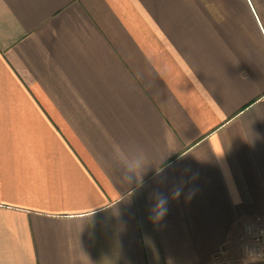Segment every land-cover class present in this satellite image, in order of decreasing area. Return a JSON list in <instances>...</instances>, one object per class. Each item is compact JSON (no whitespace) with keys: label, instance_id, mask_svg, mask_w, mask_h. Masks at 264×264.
Instances as JSON below:
<instances>
[{"label":"crops","instance_id":"crops-1","mask_svg":"<svg viewBox=\"0 0 264 264\" xmlns=\"http://www.w3.org/2000/svg\"><path fill=\"white\" fill-rule=\"evenodd\" d=\"M256 219L264 0H0V264H264Z\"/></svg>","mask_w":264,"mask_h":264},{"label":"built area","instance_id":"built-area-1","mask_svg":"<svg viewBox=\"0 0 264 264\" xmlns=\"http://www.w3.org/2000/svg\"><path fill=\"white\" fill-rule=\"evenodd\" d=\"M241 257L244 259L264 258V225L260 220L247 223L240 237Z\"/></svg>","mask_w":264,"mask_h":264},{"label":"clouds","instance_id":"clouds-1","mask_svg":"<svg viewBox=\"0 0 264 264\" xmlns=\"http://www.w3.org/2000/svg\"><path fill=\"white\" fill-rule=\"evenodd\" d=\"M128 180L131 182L133 180V177H128ZM139 183L142 186L143 180L142 178L139 179ZM182 187H176L172 190V198L178 199L180 195L182 194ZM194 193H190L189 196L193 195ZM153 199L155 200V204L153 207L150 208V218L154 222H158L162 220L168 212V203H169V197L164 195L163 193L157 191L153 194Z\"/></svg>","mask_w":264,"mask_h":264}]
</instances>
